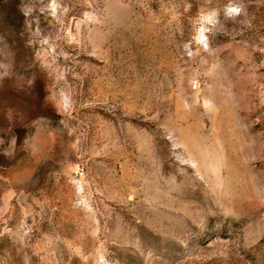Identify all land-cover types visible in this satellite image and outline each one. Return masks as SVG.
I'll return each instance as SVG.
<instances>
[{
  "label": "rangeland",
  "instance_id": "374dc122",
  "mask_svg": "<svg viewBox=\"0 0 264 264\" xmlns=\"http://www.w3.org/2000/svg\"><path fill=\"white\" fill-rule=\"evenodd\" d=\"M0 264H264V0H0Z\"/></svg>",
  "mask_w": 264,
  "mask_h": 264
}]
</instances>
